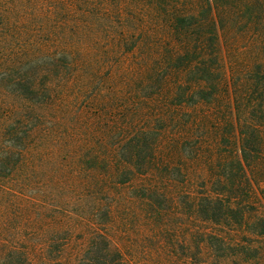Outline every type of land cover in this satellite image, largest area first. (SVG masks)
Instances as JSON below:
<instances>
[{
  "label": "trees",
  "instance_id": "1",
  "mask_svg": "<svg viewBox=\"0 0 264 264\" xmlns=\"http://www.w3.org/2000/svg\"><path fill=\"white\" fill-rule=\"evenodd\" d=\"M133 1L139 11L116 13L121 24L120 48L127 49L129 38L137 36L138 49L146 48L147 54L138 56L137 52L138 70L128 78L108 68L98 38L84 45L77 40L83 30L88 31L85 25L71 23V34L64 29L79 7L89 6L99 14L106 11L105 5L99 7L93 0H0V264L35 263L30 257L32 248L8 236L24 228L34 233L31 226H42L43 211L49 212L45 206L42 209L41 198L45 192L55 197L58 175L55 169L53 174L39 167L36 159L43 155L41 143L52 141L50 136L61 130L47 121L64 118L72 105H82L86 91L77 94L75 86L97 87L98 100L95 95L87 97L92 104L84 108L100 107L108 117L105 106L124 102L130 105L129 113L132 105L155 110L154 103L159 108L171 103L173 112L188 105L214 106L218 113H228L225 128L238 143V156L232 169L221 165L223 176L214 196L204 194L197 201L195 213L213 226L198 235L199 258L206 245L224 264H264V215H249V203L238 195L245 183V196L253 197V178L264 177V60L258 58L229 72L223 49L228 26L250 23L246 28H259L264 36V0ZM130 17L140 18V25L124 27ZM160 31L167 35L165 42L147 40ZM159 44L165 54L155 51ZM89 52L92 55L84 54ZM63 103L68 104L65 109ZM55 107L60 111H51ZM150 132L143 129L123 144L130 166L143 169L154 163L150 157L147 163V154L143 155V150L150 149ZM141 159L147 164L142 165ZM117 169L113 179L128 182L124 178L132 169L122 170L120 164ZM102 185L99 180L89 188L102 190ZM55 242L53 235L50 245Z\"/></svg>",
  "mask_w": 264,
  "mask_h": 264
},
{
  "label": "rangeland",
  "instance_id": "2",
  "mask_svg": "<svg viewBox=\"0 0 264 264\" xmlns=\"http://www.w3.org/2000/svg\"><path fill=\"white\" fill-rule=\"evenodd\" d=\"M93 1L99 7L105 5L106 11L99 9L97 14L89 6L79 7L64 29L71 34V23L85 25L89 32L83 30L77 40L84 45L98 38L99 52L106 55L108 68L131 78L138 70V56L141 52L147 54V50L138 49L137 36L129 38L127 49L120 48L121 24L116 13L132 15L139 7L133 0ZM145 19L150 23L148 17ZM249 24L228 26V32L223 33L229 72L258 58L264 60V36L259 34V28H246ZM128 25H140V18L130 17L124 27ZM97 30L101 31L99 35ZM166 36L160 31L146 38L162 43ZM155 51L166 52L160 44ZM74 90L77 94L86 91L82 105H72L65 119L47 121L48 125L55 122L61 130L50 136L52 141L41 143L43 155L36 159L39 167L52 173L55 169L58 175L55 197L45 192L41 198L42 209L45 206L49 212L43 211L42 226H31L34 233L24 228L9 239L31 247L34 264H224L206 245L199 258L198 235L211 231L213 226L202 222L195 210L201 196L215 192L223 176L221 165L224 170L232 169L233 159L238 156V143L225 128L229 120L224 116L228 113H218L214 106L188 105L173 112L171 103L160 108L154 103L155 110L147 105H132L129 113L130 105L124 102L105 106L108 117L100 107L84 108L92 104L87 97L95 95L98 100L97 87L83 90L75 86ZM62 105L65 109L68 104ZM54 110L60 111L58 107L51 109ZM209 115L213 117L204 118ZM143 129L151 131L150 149H142L143 155L147 154L146 161L149 157L155 161L148 166L151 160L145 164L141 159V164L146 165L142 169L128 164L130 154L123 152V144ZM118 164L122 170L133 171L126 173L124 179L128 182L124 184L112 177L118 172ZM99 180L102 190L89 188ZM253 180L256 194L248 199L243 183L238 195L249 203V215H264V177L257 175ZM53 235L56 242L50 245Z\"/></svg>",
  "mask_w": 264,
  "mask_h": 264
}]
</instances>
